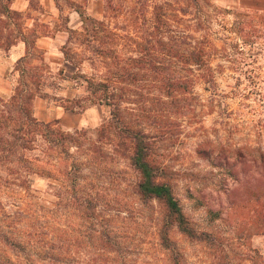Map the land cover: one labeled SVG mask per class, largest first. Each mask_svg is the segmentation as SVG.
Returning a JSON list of instances; mask_svg holds the SVG:
<instances>
[{
  "label": "rangeland",
  "instance_id": "374dc122",
  "mask_svg": "<svg viewBox=\"0 0 264 264\" xmlns=\"http://www.w3.org/2000/svg\"><path fill=\"white\" fill-rule=\"evenodd\" d=\"M139 1L113 0L116 7L107 15V27L115 34L108 44L120 56L135 52L133 46L141 42L142 30L151 26L153 4L162 0H143L142 9ZM55 2L60 8L55 21L61 27L68 23L75 27L72 32H61L67 39L58 43L61 58L70 59L56 65L45 59L42 49L30 48L22 61L12 65L11 86L21 69L25 76L33 72L40 87L52 93L51 103L78 100L79 109L74 111H96L98 123L75 128H85V138L97 140L98 127L108 118L111 106L96 99L82 74L102 79L108 66L104 58L110 61L113 57L95 55L78 37L82 20L72 7L86 10L87 0ZM170 7L165 11L168 24L185 35L184 40L202 41L204 63L193 70L191 111L176 116L172 134L156 141L154 154L159 163L168 166L185 214L195 227L215 234L217 243L188 238L176 227L170 229V236L183 254V264H264V5L171 0ZM33 16L31 27L44 28L37 14ZM15 25L11 22L9 26ZM122 34L132 37V47L125 45ZM3 45L4 36L0 38V47ZM50 56L55 59L58 54ZM122 105L131 118L141 117L137 103L124 101ZM98 143L112 157L89 164L88 168L95 165L100 174L90 173L85 180H97L102 188L97 200L106 207L103 214L109 219L111 235L126 248L123 264H169L168 251L157 233L162 209L155 200L142 202L133 191L137 173L128 164L126 144L115 150L106 138ZM31 178L38 200L52 205L57 197L50 182L55 181L38 174ZM77 224L82 229L86 225V231L79 230L82 244L76 246L80 257L86 258L95 242L87 232V222L77 220Z\"/></svg>",
  "mask_w": 264,
  "mask_h": 264
},
{
  "label": "trees",
  "instance_id": "16d2710c",
  "mask_svg": "<svg viewBox=\"0 0 264 264\" xmlns=\"http://www.w3.org/2000/svg\"><path fill=\"white\" fill-rule=\"evenodd\" d=\"M112 1L105 0L100 18L79 10L82 29L78 37L95 55L113 57L110 61L104 58L108 66L102 79L82 74L96 99L111 106L108 118L98 127L97 140H87L85 128L64 130L56 121H42L33 115V98L52 96L40 87L33 72L25 76L21 69L11 93L0 96V264H123L126 248L111 235L109 219L103 214L106 207L97 200L102 188L97 180H85L90 173L100 174L95 165L88 168L89 164L112 157L98 143L103 138L114 143L115 150L126 144L128 164L137 173L133 191L142 202L155 200L160 205L157 233L159 243L168 251L169 264H183V254L170 236L172 227L188 238L217 243L215 234L195 227L185 214L168 166L159 163L154 154L156 141L172 134L176 116L192 109L193 70L203 65L205 47L201 40L186 41L185 35L171 28L165 15L171 0H162L153 4L151 26L142 30L141 42L133 46L135 52L120 56L108 44L115 36L106 23L109 11L116 7ZM138 4L142 9L145 2ZM0 21L4 48L18 38L26 47H33L36 36L43 33H26L22 13L10 7V0H0ZM11 22L15 27L9 26ZM122 37H126L125 45L132 47V37ZM124 101L137 103L141 117L125 113ZM75 104L80 102L63 106L78 110ZM32 174L55 181L50 182L57 197L52 205L38 200L32 190ZM77 220L87 222V232L95 242L86 258L80 257L81 250L76 247L82 244L79 230L86 231V225L82 229Z\"/></svg>",
  "mask_w": 264,
  "mask_h": 264
},
{
  "label": "crops",
  "instance_id": "0c3cea01",
  "mask_svg": "<svg viewBox=\"0 0 264 264\" xmlns=\"http://www.w3.org/2000/svg\"><path fill=\"white\" fill-rule=\"evenodd\" d=\"M229 1L233 4L264 5V0H222L223 3H229ZM87 2L86 10L83 8L86 13H88V10V14L92 16L102 15L104 8L103 0H87ZM10 7L22 13V19L25 18L23 21V30L26 33L33 30L42 31L43 33L36 36L33 47H26L25 41L21 38H18L7 48L0 47V96L4 97L8 96L12 91L13 86H11L9 79V72L12 69V65L17 62L18 58L30 53V48L36 47L40 50L42 49L45 59L51 63L54 62L57 65L62 63V61L65 62L67 58H61L60 52H57L58 43L65 42L67 39L61 32L66 33L68 32V28L74 27L70 23H68L67 27H61L55 21V12L57 15L60 12V8L56 5L55 0H10ZM79 10H82V8L72 7V12H76L80 16ZM26 12L27 15H25ZM34 14H37L36 18L41 21L40 23L44 28L37 29L35 26L31 27L34 24ZM46 16L48 18H45ZM52 53H57L58 57L53 59L50 56ZM76 67L78 66L76 65ZM32 104V112L37 119L42 121H56L64 130H73L79 125L88 123L95 124L100 119L96 111L88 109L82 111L70 110L61 104L51 103L49 99L39 95L33 98Z\"/></svg>",
  "mask_w": 264,
  "mask_h": 264
}]
</instances>
